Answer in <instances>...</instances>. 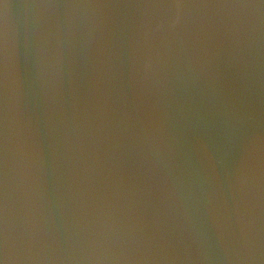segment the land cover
Wrapping results in <instances>:
<instances>
[{
  "label": "water",
  "instance_id": "1",
  "mask_svg": "<svg viewBox=\"0 0 264 264\" xmlns=\"http://www.w3.org/2000/svg\"><path fill=\"white\" fill-rule=\"evenodd\" d=\"M0 264H264V0H0Z\"/></svg>",
  "mask_w": 264,
  "mask_h": 264
}]
</instances>
